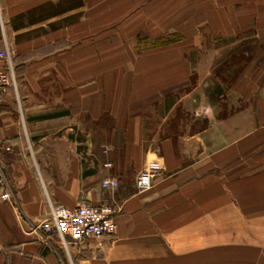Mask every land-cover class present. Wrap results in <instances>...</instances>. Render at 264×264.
I'll list each match as a JSON object with an SVG mask.
<instances>
[{"label":"crops","instance_id":"0c3cea01","mask_svg":"<svg viewBox=\"0 0 264 264\" xmlns=\"http://www.w3.org/2000/svg\"><path fill=\"white\" fill-rule=\"evenodd\" d=\"M0 6L16 78L0 162L18 201L0 202V264H264V0ZM84 203L119 208L115 232L81 249L35 229Z\"/></svg>","mask_w":264,"mask_h":264},{"label":"built area","instance_id":"2783aa9c","mask_svg":"<svg viewBox=\"0 0 264 264\" xmlns=\"http://www.w3.org/2000/svg\"><path fill=\"white\" fill-rule=\"evenodd\" d=\"M0 28L3 33L4 47L0 49V105L4 102L9 88H16L14 74V62L12 52L5 36V22L0 6ZM12 148L5 145L0 139L1 152H11ZM107 152V150H105ZM105 167H111V162H106ZM161 170L158 161L152 160L145 164L135 178V186L138 191L145 192L152 188L155 178ZM101 186L108 190H117L119 180L114 177H105ZM0 202H7L17 206L18 201L13 194L12 185L7 178L0 162ZM120 209L109 204L93 205L79 204L75 208L64 205H51L49 216L39 222L35 229L42 233V237L48 243L56 241L64 248L76 246L81 249L88 248L94 240L104 235L112 234L117 228V215ZM55 244V243H52Z\"/></svg>","mask_w":264,"mask_h":264}]
</instances>
